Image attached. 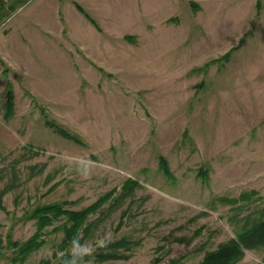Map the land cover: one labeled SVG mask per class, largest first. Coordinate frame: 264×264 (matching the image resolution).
Masks as SVG:
<instances>
[{"label": "rangeland", "instance_id": "obj_1", "mask_svg": "<svg viewBox=\"0 0 264 264\" xmlns=\"http://www.w3.org/2000/svg\"><path fill=\"white\" fill-rule=\"evenodd\" d=\"M61 1L0 0V264H201L264 217V0Z\"/></svg>", "mask_w": 264, "mask_h": 264}, {"label": "trees", "instance_id": "obj_2", "mask_svg": "<svg viewBox=\"0 0 264 264\" xmlns=\"http://www.w3.org/2000/svg\"><path fill=\"white\" fill-rule=\"evenodd\" d=\"M131 183L130 184L133 187L135 182ZM96 207L97 205H92L85 210L74 213L63 210L59 205L43 206L37 209H40L38 212L44 211L40 216L43 220L50 221L54 217H59L61 215L67 216L68 221L72 223V226H68L69 228L67 227V230L71 234V238L74 239L76 236V229L83 225L86 216L95 210ZM122 243H124V241H122ZM34 247H36V243L33 240L26 242L22 245L21 253L26 255L28 252L32 251ZM257 247H264V217L245 228L235 238L230 239L221 244L217 249L207 253L201 264H235L242 258V256H244L246 250ZM73 258L76 257L69 256L63 258L60 260L59 264H70Z\"/></svg>", "mask_w": 264, "mask_h": 264}, {"label": "crops", "instance_id": "obj_3", "mask_svg": "<svg viewBox=\"0 0 264 264\" xmlns=\"http://www.w3.org/2000/svg\"><path fill=\"white\" fill-rule=\"evenodd\" d=\"M1 1H6V0H1ZM12 1H20V0H12ZM40 1H42V2H44V1L50 2L49 6L52 7V5H53L52 3L53 2L56 3V1H61V0H40ZM61 2L64 3L65 9H66V14H67L66 16L69 17V24L73 25V26L75 25L77 27L76 32L80 33L81 30L79 29V26L81 25V13L76 8L75 3L77 2V3H79V5H81V0H62ZM50 11L52 12L53 10H50ZM76 20H77V22H76ZM78 21H79L80 24H78Z\"/></svg>", "mask_w": 264, "mask_h": 264}, {"label": "clouds", "instance_id": "obj_4", "mask_svg": "<svg viewBox=\"0 0 264 264\" xmlns=\"http://www.w3.org/2000/svg\"><path fill=\"white\" fill-rule=\"evenodd\" d=\"M107 242H108V241H107L106 239L101 238L100 246H106Z\"/></svg>", "mask_w": 264, "mask_h": 264}]
</instances>
